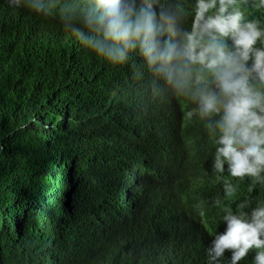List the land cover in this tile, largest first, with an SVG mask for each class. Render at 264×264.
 Returning a JSON list of instances; mask_svg holds the SVG:
<instances>
[{"label": "trees", "instance_id": "obj_1", "mask_svg": "<svg viewBox=\"0 0 264 264\" xmlns=\"http://www.w3.org/2000/svg\"><path fill=\"white\" fill-rule=\"evenodd\" d=\"M188 107L0 0V264H206L223 186Z\"/></svg>", "mask_w": 264, "mask_h": 264}, {"label": "clouds", "instance_id": "obj_2", "mask_svg": "<svg viewBox=\"0 0 264 264\" xmlns=\"http://www.w3.org/2000/svg\"><path fill=\"white\" fill-rule=\"evenodd\" d=\"M113 64L132 62L152 98L181 99L203 123L223 195L211 200L206 264H264V199L230 203L246 179L264 187V0H6ZM141 58L135 63V57ZM186 143V142H185ZM196 207L204 216V201Z\"/></svg>", "mask_w": 264, "mask_h": 264}]
</instances>
